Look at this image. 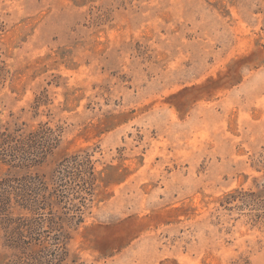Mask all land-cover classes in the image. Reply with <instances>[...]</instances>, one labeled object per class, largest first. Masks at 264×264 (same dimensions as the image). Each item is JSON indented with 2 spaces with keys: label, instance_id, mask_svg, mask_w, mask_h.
<instances>
[{
  "label": "rangeland",
  "instance_id": "374dc122",
  "mask_svg": "<svg viewBox=\"0 0 264 264\" xmlns=\"http://www.w3.org/2000/svg\"><path fill=\"white\" fill-rule=\"evenodd\" d=\"M0 264H264V0H0Z\"/></svg>",
  "mask_w": 264,
  "mask_h": 264
}]
</instances>
